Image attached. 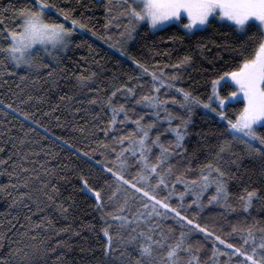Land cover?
Wrapping results in <instances>:
<instances>
[{
    "label": "snow or ice",
    "instance_id": "obj_1",
    "mask_svg": "<svg viewBox=\"0 0 264 264\" xmlns=\"http://www.w3.org/2000/svg\"><path fill=\"white\" fill-rule=\"evenodd\" d=\"M105 7L108 16L104 27L108 29L115 24L120 30L116 33L120 37L118 43L135 39L137 28L145 23L152 30L176 23L192 34L219 25L237 36L248 37V40L256 37L254 44L248 43V40L241 43L238 58H233L237 61L235 67L223 71L212 80V94L207 102L194 96L190 90L176 87L179 70L191 63V55H185L172 64L171 67L177 71L171 74L166 73L164 68L150 70L133 57L141 72L150 73L152 78L151 89L138 95L136 89L141 86L139 80L135 85L113 83L110 89L107 85L95 87L98 76L95 71L85 69L80 72H68L67 69L44 62L42 53L52 56L53 50L66 48L70 43L69 38L77 28L88 29L92 35H97L85 22L88 18H82L83 14L73 16L71 13L74 9L60 7L54 0H25L19 7L10 2L0 9V32L7 33L5 39L8 41L6 46L0 45V53H3L0 64L5 66V73L9 71L7 63L11 62L15 67L23 65L30 70L35 69L37 80L46 75L47 79H44L41 85L42 88L47 86L46 92L61 88L62 82L67 84L71 94L63 92L59 100L69 102L68 107L73 114L90 113L93 120H96L105 109L111 112L110 118L102 121L104 127L101 128L99 124H93L92 127L99 128L113 145L119 146L110 149L115 154L114 163L112 166L102 165L107 174L100 178L103 184H93L84 175H81L80 179L83 188L94 195L97 209H104L107 202L122 199V203L107 215L111 216L117 226L116 234L120 236V243L134 245L136 254L133 255L126 247L119 256L116 255L113 234L109 231L112 225L109 224L103 229L107 237L105 264H115L116 260H119L120 264H193V261L195 264H201L198 242H193L190 238V233L196 230L204 233L206 239L213 241L210 257L212 264H264V235H261L257 242L254 226L240 229L246 235L241 236L242 243L235 244L195 219L204 207L202 198L210 188H214V191L207 200L209 204H222L230 211H236L239 207L245 213L257 203L264 207V192L255 187H245L238 197V204L234 205L228 187V180L234 176L219 163L224 159L223 154L231 150L232 141L245 144L250 155L255 152L264 156V149L255 146L256 142L264 145V132H261V129H264V0H108ZM53 10L64 17V22L50 18ZM9 12L12 14L11 18H19V23L11 27L6 23L9 19L6 14ZM68 21L71 26H67ZM99 38L111 40L112 33L108 32ZM200 47L204 48L206 45L201 44ZM53 59L56 57L53 56ZM46 68L49 70L42 73L41 70ZM2 75L0 74V78ZM230 88L233 90L227 95L221 94L222 89ZM170 89H175L182 98L178 99L177 95L170 94ZM120 97L124 98L123 102ZM43 98L35 97L38 100ZM33 99L29 94L21 103H28ZM73 101L88 107H75ZM226 101L243 102V107L238 110L235 118L226 114ZM2 103L4 102L0 100V104ZM200 104L204 108H211L222 120L227 121L226 127L230 130L232 139L225 140L218 146V151L214 153L216 160L203 164L196 177L190 181L176 177L178 182L185 184L186 189L194 190L196 198L186 205L184 193H180V202L173 205L170 197L173 195L171 189L174 188V183L168 181V177L174 175L176 167L173 158H176L178 163L187 157L184 144L185 137L189 134L190 117L187 114L191 113L193 105ZM97 105L99 111L92 107ZM176 105L186 110L185 114H180L171 107ZM136 106H140L141 110L137 111ZM7 107L15 111L12 104ZM118 124L121 127H117ZM79 130L85 132L88 129L81 127ZM166 134H173L174 139H168ZM20 143L23 144L24 140L21 139ZM100 144L105 149L109 148L106 142L101 141ZM84 155L87 156L88 153L85 152ZM238 159L232 163H238ZM27 160L29 155L22 152L19 161H13L9 173L15 178L14 181L10 185L0 186V191L10 186L16 192L12 199L13 206L27 209L22 223L18 216L13 218L19 224V229L13 233L16 239L11 241L15 246L9 248L7 255H0V264H35L37 254L55 252L57 248L71 251L70 237L57 239L55 247H37L33 241L41 234H80L70 224L57 225L58 219H69L72 209L71 204L60 198L57 181L58 178H63L62 173L44 162L40 163L37 171L35 167L24 163ZM6 163V160L0 159V166ZM133 164L137 165V175L129 178L128 173L131 172ZM184 169L185 172L192 171L190 160L184 165ZM183 175L184 173H181V176ZM163 189L170 191L161 196ZM130 202H138L135 212L130 213ZM168 218L182 229L179 239L175 242L172 241L171 235L174 229L168 226V231H165L164 222ZM16 223L10 221V231L16 229ZM123 229H127V237L120 231ZM237 231V227L233 226L232 232ZM260 232L264 233V229H260ZM4 238L0 236V247H3ZM39 243L43 244L44 241ZM181 253L186 254L187 258ZM161 255L162 259L158 262L157 256ZM218 256H226L227 260L220 262L215 259ZM64 258L65 253L61 252L57 260L60 264H65Z\"/></svg>",
    "mask_w": 264,
    "mask_h": 264
},
{
    "label": "trees",
    "instance_id": "obj_2",
    "mask_svg": "<svg viewBox=\"0 0 264 264\" xmlns=\"http://www.w3.org/2000/svg\"><path fill=\"white\" fill-rule=\"evenodd\" d=\"M10 2L19 7L24 4L25 0H0V9ZM54 2L60 7L74 9L71 13L73 16L83 14L82 18H88L85 22L95 30L97 35H92L88 29L77 28L72 33L66 51L55 60L49 59L42 53L44 62L51 66L67 69L68 72H80L85 69L95 71L98 74L95 87L107 85L110 89L113 83L135 85L139 80L141 86L136 89L139 95L151 89L152 78L150 73L141 72L133 57L148 66L150 70L164 68L166 73L171 74L177 71L171 67L172 64L185 55H191V63L179 70V79L175 81L176 87L190 90L194 96L207 102L208 97L212 94V80L223 71L235 67L237 61L233 58H238L241 43L248 40V37L237 36L234 32L219 25L207 30L195 31L192 34L178 26H170L152 33L146 24H141L137 28L135 39L126 43H118L120 37L116 33L120 30L115 27V24L108 29L104 27L107 23L108 13L105 6L108 0H54ZM6 15L9 17L6 21L9 27L19 23L18 17L11 18V12ZM50 18L64 22V17L56 13L55 10ZM67 26H71L70 21L67 22ZM108 32L112 33L111 40L106 41L99 38ZM6 35V32H0V45H7ZM249 35L251 36V33ZM255 40L256 37L253 36L251 40H248V43L254 44ZM201 44L206 47L201 48ZM2 56L3 53H0V57ZM4 67L0 64V74H3L0 78V100L4 102L0 104V149H2L0 159L6 160L7 163L0 166V186L10 185L14 181L15 178L9 173L13 161H19L22 152L29 155V160L24 163L35 167L37 171H39L41 162L56 167L63 177L58 178L57 181L60 198L72 205L69 219H58L57 225L70 224L74 230L80 233L78 236L71 233H61L58 236L39 235L33 243L41 249L45 246L55 247L57 239L69 237L72 248L71 251L57 248L55 252L37 254L35 264H60L57 257L61 252L65 253V264H105L104 251L107 237H105L103 229L109 224L112 225L109 231L113 234L116 255L119 256V253L126 247L135 255L134 245L120 243V236L116 234L117 226L113 223L111 216L107 215L122 203V199L121 201L107 202L104 209H97L94 195L83 188L80 179L81 175H84L93 184H103V180L100 178L107 174L102 165L112 166L114 163L115 154L110 149L113 146L117 148L119 146L113 145L99 128L92 127L93 124H99L101 128L104 127L105 124L102 121H107L110 118V110L105 109L96 120H93L90 113L73 114L68 107L69 102L59 100V96L63 92L71 94L67 84L62 82L61 88H54L46 92L47 86L41 87L43 80L47 79L46 75H42V78L37 80L35 69H18L8 62L9 71L5 73ZM48 70L46 68L41 71L46 73ZM22 77L24 79H21ZM130 77L132 79H129ZM231 90L233 89H222L221 94L227 95ZM161 91L163 93L164 89ZM169 93L177 95L178 99L182 98L175 89H170ZM29 94L34 99L28 103H21V100L26 99ZM41 96L44 97L43 100L35 99V97ZM120 100L123 102L124 98L120 97ZM72 103L75 107H88L86 104L79 105L74 101ZM8 104H12L15 111L9 109ZM57 105H59L58 108ZM92 107L99 111L98 105ZM136 107L137 111L141 110L140 106ZM171 107L176 112L185 114L186 110L180 109L178 105ZM242 107V101L230 103L227 105L226 114L235 118L238 110ZM53 109L56 110L53 112ZM187 115L190 117L189 134L185 137L184 144L188 155L178 163L176 158H173V163L176 165L174 175L168 177V181L174 183V188L171 189L173 195L170 197L173 205L180 202V193H184L186 205L196 198L194 193L186 189L184 183L176 180V177L180 176L181 179L189 181L196 177L203 164L209 160H216L214 153L218 151V146L225 140L232 139L229 135L230 130L226 127L227 121L222 120L218 113L212 111L211 108H204L202 104L193 105L191 113ZM56 117L60 118L56 119ZM177 122L179 121H174V123ZM81 127H86L88 130L81 132L79 130ZM117 127L121 126L118 124ZM261 132H264V129H261ZM166 136L168 139H174L173 134H166ZM21 139L24 140L23 144L20 143ZM101 141L106 142L109 148L102 147ZM255 146L264 149V145H260L259 142H256ZM85 152L88 153L87 156L84 155ZM33 153L38 155H33ZM223 156L224 159L219 161L220 165L225 170H230L234 176L228 180V187L232 193L231 200L234 205L238 204V197L245 187H255L264 192V156L255 152L250 155L248 147L239 141H232L231 150L225 152ZM237 158H239L238 163H232ZM188 160L192 163V171L185 172L184 165ZM181 173L184 175L181 176ZM135 175H137V165L133 164L128 177L131 178ZM23 190L21 189V191ZM168 191L170 190L163 189L160 195L164 196ZM213 191L214 188H210L204 194L202 198L204 207L198 212L195 219L235 244L242 243L241 236L246 235L240 229L254 226L253 231L256 240L259 241L261 235H264L260 232V229H264V207L257 203L248 213L239 207L236 208V211H230L222 204L207 203ZM15 195L16 192L10 186L6 190L0 191V236L5 237L2 241L3 247H0V255H7L9 248L15 246L11 241L16 239L13 233L19 229V224L13 218L18 216L22 223L27 211L21 206L12 205ZM128 207L130 213L135 212L138 202H130ZM10 221L16 223V229L11 231L9 230L11 228ZM164 223L166 232L168 226L174 229L171 235L172 241L175 242L179 239L181 227L171 218H168ZM233 226L237 227V232H232ZM191 227L193 226H188V228ZM183 230L187 231V229ZM120 231L127 237V229ZM190 238L193 242H198L201 264H212L210 259L212 239H206L205 234L199 230L190 233ZM40 241H44V243L41 244ZM181 255L187 258L186 254L181 253ZM161 259L162 255L157 256L158 262ZM215 259L220 262L227 260L224 256H218ZM115 264H120V261L116 260Z\"/></svg>",
    "mask_w": 264,
    "mask_h": 264
},
{
    "label": "rangeland",
    "instance_id": "obj_3",
    "mask_svg": "<svg viewBox=\"0 0 264 264\" xmlns=\"http://www.w3.org/2000/svg\"><path fill=\"white\" fill-rule=\"evenodd\" d=\"M98 1H102V0H98ZM185 22H186V20H185ZM145 24H146V23H145ZM146 25H147V24H146ZM147 26H148V25H147ZM170 26H178V27H180L182 30H185L181 25L176 24V23H172V24H169V25H165L162 29H165V28L170 27ZM148 28L150 29L149 26H148ZM162 29H157V30H152V29H150V31H151L152 33H154V32H157V31H159V30H162ZM71 37H72V35H71ZM71 37L69 38L70 40H71ZM68 45H69V44H68ZM68 45H67V47H68ZM67 47H66V48H58V49L53 50V52H52V56H49V55H47V54H45V55H46L49 59H51V60H55V59H53V56L57 58L59 55H62V54L66 51ZM17 68H18V69H26L27 67L21 65L20 67H17ZM233 103H235V102H233ZM226 104L228 105V104H230V103H228V102L226 101ZM187 190H188L189 192H191V193H194V190L191 189V188H188ZM250 242H251V241H250ZM257 242H259V241H257ZM219 247L223 248L224 246H223V245H219ZM221 257H223V256H221ZM224 257H226V256H224ZM226 258H227V257H226ZM233 260H235V257H233Z\"/></svg>",
    "mask_w": 264,
    "mask_h": 264
}]
</instances>
